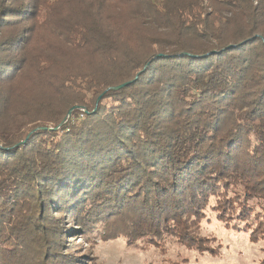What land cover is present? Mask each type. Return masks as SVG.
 <instances>
[{
  "label": "trees",
  "instance_id": "trees-1",
  "mask_svg": "<svg viewBox=\"0 0 264 264\" xmlns=\"http://www.w3.org/2000/svg\"><path fill=\"white\" fill-rule=\"evenodd\" d=\"M212 197L264 240V0H0V264L203 252Z\"/></svg>",
  "mask_w": 264,
  "mask_h": 264
},
{
  "label": "rangeland",
  "instance_id": "rangeland-1",
  "mask_svg": "<svg viewBox=\"0 0 264 264\" xmlns=\"http://www.w3.org/2000/svg\"><path fill=\"white\" fill-rule=\"evenodd\" d=\"M210 203L199 225L209 251L188 247L172 236H165L156 245L147 239L128 244L121 236L101 239L98 231L88 238L69 234L67 243H73L77 253L85 255L81 264H264V240L250 238L244 228L219 219L214 197ZM65 221L71 223L69 218Z\"/></svg>",
  "mask_w": 264,
  "mask_h": 264
},
{
  "label": "water",
  "instance_id": "water-1",
  "mask_svg": "<svg viewBox=\"0 0 264 264\" xmlns=\"http://www.w3.org/2000/svg\"><path fill=\"white\" fill-rule=\"evenodd\" d=\"M136 77H137V76H135V78H136ZM135 78H134V79H135ZM125 84H126V83H122V84H119V85H117V86H114L113 89H115V90L118 89V90H119V89L122 88ZM96 103H97V101H96ZM73 110H74V107L70 108V109H69V112H68V115H70V113H71Z\"/></svg>",
  "mask_w": 264,
  "mask_h": 264
}]
</instances>
